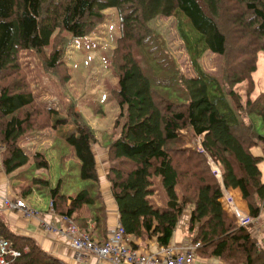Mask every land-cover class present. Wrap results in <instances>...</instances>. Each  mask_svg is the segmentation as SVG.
<instances>
[{"label": "trees", "instance_id": "1", "mask_svg": "<svg viewBox=\"0 0 264 264\" xmlns=\"http://www.w3.org/2000/svg\"><path fill=\"white\" fill-rule=\"evenodd\" d=\"M111 8L118 11L121 28L113 52L119 87L112 93L125 124L119 138L108 145V180L126 235L156 238L159 247H167L192 206L188 228L195 233L192 242L201 244L198 255L227 264H264V249L251 225L234 224L218 189L205 179L195 153L185 148L187 142L179 134L191 128L203 137L202 147L208 154L217 148L232 166L250 217L255 220L264 213L260 170L264 156L253 153L259 145L264 147V133H258L252 119L261 118L264 126V92L252 99L258 54L264 52V0H0L4 172L11 175L30 161L35 172L50 167L42 152H29L21 145L26 137L51 127L49 113L38 105L22 74L21 54L38 53L47 61L48 70L65 66L66 45L90 36ZM184 16L194 30H185L180 23ZM159 17L177 20L194 77L183 73L162 38L151 30L150 23ZM58 32L68 37L62 49L53 43ZM52 45L54 52L48 58L45 51ZM207 52L226 59L223 82L201 67ZM245 83L244 103L237 88ZM223 105L226 114L221 111ZM69 115L76 128L71 145L80 162V177L91 186L68 195L70 191L61 187L63 179L54 189L49 179L35 176L18 192L28 199L36 188L50 190L53 210L95 240L96 231L81 211L85 206L103 207L94 149L98 141L81 113L69 110ZM155 177H161L167 196L164 210L149 199ZM98 220L96 216L92 221ZM0 238L9 240L18 253L8 256V264H67L44 250L33 236L14 232L1 214Z\"/></svg>", "mask_w": 264, "mask_h": 264}, {"label": "rangeland", "instance_id": "2", "mask_svg": "<svg viewBox=\"0 0 264 264\" xmlns=\"http://www.w3.org/2000/svg\"><path fill=\"white\" fill-rule=\"evenodd\" d=\"M105 14V21L90 36L72 39L66 45L62 60L65 66L48 70L46 68L47 61L38 53L24 51L21 54L20 65L25 81L36 96L38 105L49 113L51 120L50 128L26 137L22 140L21 145L29 152H34L38 149L35 139L45 140L43 135H47L49 137L48 141L54 142V147L51 142V148L45 143L38 149L39 152L45 155L50 165L49 170L46 169V173L42 174L41 177L49 179L54 189L60 181V177H57V174L60 173L64 175L68 172V176L62 178L64 186L72 187L78 183L84 185L90 183L80 177V162L76 158L71 145L77 134L74 121L69 115V110L82 114L84 119L94 129L98 141L96 145L101 148L110 145L112 141L119 138L125 124V116L121 117L123 110L112 93L119 87V77L113 64V52L121 36L120 18L118 11L114 8L106 10ZM180 23L184 24L185 30L190 31V27L194 30L192 24L185 16L181 18ZM150 27L152 31L162 38V43L177 61L183 73L189 77H194L195 72L190 64L184 42L180 37L177 20L175 18L159 17L150 23ZM55 37L57 41L53 42L54 45H56L57 49H62L68 37L62 32H58ZM232 49L234 48L232 47ZM53 52V45L45 51L48 58ZM225 63V58L210 52H207L201 59L203 70L222 82ZM253 79L256 86L252 99H255L264 92L263 51L258 54L257 71L254 73ZM246 87H248V83L241 84L237 88V91L244 98V103L246 100ZM220 108L223 113H228V109L224 105ZM252 119L258 133L263 134L262 119L259 117ZM118 120L120 122L115 127ZM186 130L187 135L182 132L179 134L187 141V149L193 150V146H195L194 149L197 150L199 144L202 145L203 138H197L198 136H195L194 131H192L193 135L190 129H185L184 132ZM31 138H34V140ZM260 146L254 148L255 154L262 151ZM0 149L3 150V147L0 146ZM201 154L204 157L211 156L205 149L201 150ZM63 157L68 159L64 161ZM106 159H108V154ZM108 166L109 161L105 166L106 173L109 170ZM260 168L263 171L262 179L264 181V159L260 163ZM213 169L214 166L212 171ZM99 170H101L100 172L104 170L101 162L99 163ZM34 171V163L30 161L29 164L10 175L11 184H16V186L26 184L27 182H23V177L27 179L35 177ZM214 171L218 176V170L215 169ZM212 176L214 177L213 174ZM205 179L212 183L211 180ZM153 181L152 189L154 194L150 197V200L160 210H164L167 208L164 202L167 200V196L161 184V177H155ZM50 193V190L42 188L39 192H36L33 197L40 198V203L36 204L34 209L45 210L49 198H51ZM19 195L17 193V196ZM0 214L3 216L1 212ZM232 221L238 226L235 219L232 218ZM251 228L254 232V227ZM45 246H47V242Z\"/></svg>", "mask_w": 264, "mask_h": 264}, {"label": "crops", "instance_id": "3", "mask_svg": "<svg viewBox=\"0 0 264 264\" xmlns=\"http://www.w3.org/2000/svg\"><path fill=\"white\" fill-rule=\"evenodd\" d=\"M188 129H190L191 132L193 131L191 128ZM181 132L187 135V130L186 132H184V130L180 131V133ZM195 136L197 135L195 134ZM180 137L183 138L181 135ZM31 139L34 140V138ZM43 139L45 140H42L40 138L34 140L36 142V147L38 149L42 144L45 143L48 144L49 148H51L50 147L51 142L54 147V142L48 141L49 137L47 135L46 136L43 135ZM187 146L188 143L185 147L186 149ZM194 147L195 146H193V150H189V151L195 153L194 155L195 159L198 162L199 168L202 169L204 177L207 178L209 181L211 180L212 184L216 187V189H218L219 193L221 194L220 201L222 203L224 204L227 203V200L230 198L234 199L237 207L234 212L236 214L234 216L233 214H231L232 218L235 219L238 225L243 223L250 215L249 205L248 202L243 198L242 191L234 175L232 166L229 164V162L224 156H220L218 154L217 148L215 147L213 148L214 151L210 157L209 156L204 157L201 154V152L198 150V148L196 150L194 149ZM260 147L262 148L261 152L255 154L253 149V153L256 156L263 157L264 147H262V145ZM38 149H36V151H38ZM94 149H95L96 158L98 160L99 187H100L101 195L103 197V207H98L95 209L94 207L85 206L81 211V215L84 216L83 218H85V220L88 223L90 222V229L96 231L95 233L96 240H98L99 242L102 241L100 243L104 244L107 242L110 235L115 230L117 224L120 222V216H119L118 206L112 194L111 183L108 180V173H106L105 166L106 163L108 162V159H106L108 154V146H103V148H101L95 145ZM197 154L199 155V158ZM67 159H68L67 157H63L64 161H66ZM100 162L103 164L104 167V170L102 172H100L101 170H99ZM213 166L214 169L212 171ZM215 169H217L219 172L218 176L214 171ZM261 172L263 174L262 170ZM45 173H46V169L38 170L36 172L34 171V175L36 177H41L42 174ZM212 174L214 175L215 178L212 176ZM64 176H68V172H66L64 175L61 173L57 174V177H60V180H62ZM30 180L31 179H27L26 177H23V182H27L24 185H27ZM11 183L12 182L10 181V175H7L4 172L1 162V156H0V212L3 214V216L5 217L4 219H6L8 225L14 232H16L17 234L33 236L41 244L44 250H46L51 255L63 260L67 264H111L109 262H99L95 257L92 256L85 259H78L76 257V254L71 247L70 239L68 235L65 233V229L67 225L63 221L62 218L63 216L58 215L53 210L51 198H49L48 205L46 206L45 210H36V208L34 209L35 205L40 203V198L35 196L33 197V195L36 192H39L37 191V188L28 199H24V200L28 203L29 208L35 211L39 215L38 217L27 219L24 212L21 210L19 211L15 210L12 212H3L2 206H3V201L6 197L23 199L20 196H17V193L19 194L18 188H20L23 185L16 186V184L13 185ZM90 186H91L90 183H87V185L78 183L77 185L72 187L64 186L63 182L61 185L64 192H66L67 190L70 191L67 192L68 195H73L76 193V191H79L84 187H90ZM164 202L167 205V200H165ZM151 203L153 204L152 201ZM191 212H192V206H189L184 216L180 220L177 229L175 230V233L172 237L171 245L185 244L188 242H192L195 233H191L188 228ZM96 216L99 217L97 223L92 221ZM250 225L251 227H254V232L252 231L251 228V232L253 236L257 238L259 244L263 246L264 245V213L259 218L255 219V221H253ZM198 227L199 226H197V229ZM130 241L136 249H139L141 253L144 254L154 253L160 248L157 244L156 238H152V239L137 238L134 236H130ZM46 242H47V246H45ZM193 264H227V263L223 262L221 259L216 257H212V258L201 257L197 253L196 260L193 262Z\"/></svg>", "mask_w": 264, "mask_h": 264}, {"label": "built area", "instance_id": "4", "mask_svg": "<svg viewBox=\"0 0 264 264\" xmlns=\"http://www.w3.org/2000/svg\"><path fill=\"white\" fill-rule=\"evenodd\" d=\"M199 146L198 150L201 152L203 148L202 145L199 144ZM223 205L231 217V214L233 216L236 214L234 212L237 206L234 199H228L227 203H223ZM15 210L23 211L27 219L39 216L29 208L25 200L6 197L3 201L2 211L12 212ZM62 218L67 225L65 233L68 235L71 247L78 259L92 256L99 262H109L111 264H193L197 257V251L201 247L200 243L193 242L170 244L167 247H160L154 253L144 254L132 245L130 236L126 235V231L120 222L107 242L101 244L98 240H92L87 234L81 232L71 219ZM253 221L255 220L249 215L243 223L237 225L238 227L249 226ZM262 248L264 249V245ZM8 256L17 257L18 253L12 249L9 240L0 238V264H8Z\"/></svg>", "mask_w": 264, "mask_h": 264}]
</instances>
